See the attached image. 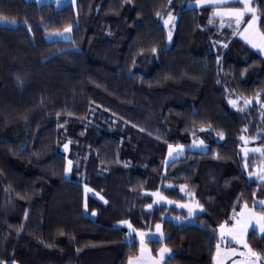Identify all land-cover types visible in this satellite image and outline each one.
<instances>
[{
    "label": "trees",
    "instance_id": "trees-1",
    "mask_svg": "<svg viewBox=\"0 0 264 264\" xmlns=\"http://www.w3.org/2000/svg\"><path fill=\"white\" fill-rule=\"evenodd\" d=\"M190 1L0 0V18L26 23L0 26V260L128 264L140 242L118 223L130 221L162 225L165 237L147 243L154 255L171 250L163 264H215L220 225L264 199V183L249 176L261 157L241 151L245 132H264V57L236 29L209 24L212 5ZM253 5L264 32V0ZM168 9L179 14L170 45ZM69 25L71 40H46ZM232 95L260 103L240 113ZM199 134L206 149L165 166L169 145ZM182 185L203 206L195 222H175L189 216L175 206L148 209L156 191L186 201ZM247 239L264 254L258 231Z\"/></svg>",
    "mask_w": 264,
    "mask_h": 264
},
{
    "label": "snow or ice",
    "instance_id": "snow-or-ice-1",
    "mask_svg": "<svg viewBox=\"0 0 264 264\" xmlns=\"http://www.w3.org/2000/svg\"><path fill=\"white\" fill-rule=\"evenodd\" d=\"M59 2V0H57ZM169 3H171V0H169ZM210 4L214 7L215 11L213 12L212 17L209 18V24H212L214 22L215 17L220 18L221 26L224 25V18L228 17V27H233V22L236 28V31H234V35L241 36L244 40H246L249 44L252 45L254 48H259L261 50H264V32L259 30L258 27V20L260 19L257 15L258 9L256 7L252 6V0H197V4ZM229 3H239L242 6L241 7H225V5ZM73 4H75V0H73ZM157 16H160V13H156ZM250 15V19L245 20V17ZM2 20V18H0ZM175 20V17L172 15L171 12L168 13L167 19L163 21L165 27H169V25H173V21ZM243 25V31H240L241 26ZM29 30H31L29 28ZM71 26L69 25L63 30V33L70 32ZM63 33L57 32L58 35H63ZM168 39L171 41L172 39V31L171 29L168 32ZM227 47V45H224ZM152 51L155 53L156 48H153ZM219 59V58H218ZM239 99V98H238ZM238 99L233 100L229 99L228 103L231 104L234 108L238 107ZM245 105H248L251 103L250 100H244L243 102ZM242 110V109H241ZM201 131H204V128L200 129ZM221 138H223V134H219ZM242 140H244L245 144L248 143V141L245 139V137H241ZM194 144L196 141L193 142ZM200 146H204V141H199ZM169 148V155L171 156L174 151L176 150H183V145H178L174 149L172 145L168 146ZM65 151L68 149V144L64 145ZM244 155L247 157L248 155V149L244 148ZM253 151H259L262 155H264V149H254ZM72 167V161H68V167L65 169L66 172L70 171ZM245 168L248 167L247 162H245L244 165ZM249 175L251 176L252 173L250 172ZM258 179L261 181H264V168L259 169L258 172ZM185 186H181V190L184 189ZM92 191V189H89L87 185H85V193ZM154 196H157L159 199H167V197H164L160 195L159 193H153ZM189 195H192L189 193ZM255 195V193L253 194ZM103 199V197H101ZM107 203V201H105ZM169 203H172V201H169ZM180 207H186L188 208L189 215L193 214V207L191 205L182 204L179 205ZM197 207L202 208V205L197 204ZM259 206L262 211L256 212L255 207ZM147 207L151 208L152 205H147ZM85 208H87V203L85 202ZM93 215H95V212H93ZM232 219L235 221L231 226H229L227 223L220 225V239L221 242L228 241V242H235L237 245L242 246L243 250L238 251L237 248L228 249L225 252V255L231 254L233 256L241 257L242 259H238L236 261H233V264H264V254L254 250L251 246V244L248 242V239L246 238L249 233V229H253L254 231H258L261 234V239H264V200L254 201L253 208H249L247 201L244 202L243 207L241 208L239 214H236L234 209V215ZM121 223H128L127 221H121ZM129 228H131V224L128 225ZM160 225L157 224L156 229L157 232H160ZM140 236V243H141V253L145 251L144 246V238L145 233L140 232L138 233ZM161 238H163V234L161 233ZM230 238V239H229ZM217 253L220 254V245L217 244ZM171 250L167 246H163L159 250V260H155L152 262V264H161V262L164 259V256L166 253L170 252ZM0 264H16L15 261H3L0 260ZM129 264H140L139 258L137 260H133L132 258H129ZM216 264H223V258L217 259Z\"/></svg>",
    "mask_w": 264,
    "mask_h": 264
},
{
    "label": "rangeland",
    "instance_id": "rangeland-1",
    "mask_svg": "<svg viewBox=\"0 0 264 264\" xmlns=\"http://www.w3.org/2000/svg\"><path fill=\"white\" fill-rule=\"evenodd\" d=\"M28 1H34V2H37L38 4L54 3L57 7H63L65 5L72 4V5H74L76 7L78 0H75V4H73V0H59V2H57V0H28ZM254 1L255 0H252V6L253 7H254V5H253V2ZM208 5H210V4H207V3L206 4H197V0H192V1L188 2V4L186 6H189V7H192V6L200 7V6H208ZM225 7H228V6H225ZM169 12H171L172 15L175 17V20L173 21L174 27L172 25H169V27H166L167 32H169L170 29L172 31V39H171V41L168 39V44L170 45L172 43V41H173V35H174V32H175V28H176V24H177V21H178L179 14L176 13L173 9H168L167 10V13L162 17V22L165 19H167V16H168V13ZM257 15H258V12H257ZM250 18H251L250 15H248V16L245 17V20L250 19ZM228 22H229V18L228 17H225L224 18V25L221 26L220 18L219 17H215L214 18V22L212 23V25L213 26H217L220 29H223L224 27H228ZM20 24H26V23H22V22H19V21H16V20H10V19H6V18H2V20H0V26L17 27ZM257 24H258V27H259L260 19L258 20ZM230 28L236 29L235 28V25H234V22H233V27H230ZM71 29H72V27H71ZM63 30L50 31V32H48L45 35L46 40L47 41H53V40H71L72 39V36H73L72 30L70 32H67V33H63ZM259 30H260V27H259ZM240 31H243V25L241 26ZM57 32L63 33V35H58ZM233 33H234V31H233ZM237 36L240 39L244 40L241 36H239V35H237ZM250 47H252V45ZM255 49L261 50L259 48H255ZM261 51H264V50H261ZM230 99H233V100H237L238 99V107H235V108L233 106L232 107L235 110L239 111L240 113H246V112H248V110L250 109V106L254 102H257V103L259 102L260 103L259 99L244 98V97H241L239 95H232V96H230ZM244 100H250L251 103L248 104V105H245L243 103ZM243 137H245V139L248 141V143L245 144L244 140H242V144L243 145H242L241 151H242L243 155H244V151H243L244 148H247L248 149V155H247V157L249 155H251V154H254V155H257V156L261 157L260 158V161L255 162V164H254V170H253L252 175L251 176L249 175L250 177H257L258 178L259 169L264 168V155H262L261 152H259V151H253V150L254 149H264V143L261 142V139L264 137V132H259L254 137L250 136L249 134H247V132H245L244 135H243ZM200 140H203L204 141V146H200L199 145V141ZM194 141H196L195 144L193 143ZM194 141L189 146L183 145V150H176V151L173 152V154L171 156L169 155V149H168V155H167V158H166V160L164 162L165 166H168V164L172 160L176 159L177 157L182 156L187 149H201V150H204V149H206L208 147L207 139L203 135H200L199 134L198 136H196V138L194 139ZM67 144H68L67 151H65V149H62L64 152H66V156H67V166H66V168L68 167V161L69 160L72 161V165H73V160L71 159L70 152H69V143H67ZM172 146L175 149L176 146H178V145H172ZM244 157H245V155H244ZM246 170H248V167L246 168ZM66 177L67 178H72L73 177L72 167H71V170L70 171L66 172ZM75 177L78 178V179H81V177L79 175L78 176L74 175V178ZM259 181L262 182V183H264V181H261L260 179H259ZM170 186H172V184ZM88 188L91 189L90 187H88ZM180 188H181V186H180ZM90 192H93V190L87 192L86 195H88ZM182 192L187 196V200L184 201V202H178L176 200H172V199L168 198L167 196H165L160 191L153 192V193H159L160 195H162L164 197H167V199L166 200L165 199H159L157 196H154L153 195L154 196V202L152 204V207L151 208L148 207V209L149 210L152 209L155 205L167 204L169 206H175V207H177L180 210H184V211H186L189 214L188 208H186V207H180L179 205H182V204L191 205L193 207V214L192 215H189L186 218L185 217H182V216H179V217L170 216V217L175 222H177V223H181V222H190V223H192V222H195L194 215L197 214V213H201L203 211V208H200V207H197L196 206L199 203L195 199L194 195L186 189V186L184 187V189L182 190ZM189 193H191L192 195H189ZM259 200H264V199H258L256 201H259ZM169 201H172V203H169ZM253 205L252 206L248 205V207L249 208H253ZM242 207H243V205L239 209L235 210L236 214H239V212H240V210H241ZM255 211L256 212H260V210H257L256 207H255ZM233 215H234V212L232 213L231 220L227 223L229 226H231L233 223H235V221L232 219ZM127 222L128 223H121V222H119L118 225L119 226H123V227H125L127 229L128 233L130 234L129 235V238H128L129 240H133V238L135 237L140 242V236L138 235V233H140V232L145 233V238H144L145 251L143 252V254L141 253V243H140V252H139L138 256L132 258L134 261L139 258V260L141 259V260H143V262H145L144 260L147 259V257H146L147 256V253L146 252H148V254L152 252V249L148 245L147 240L148 239H159V238H161V233L163 234V237H165V235H166L164 233V231H163L162 225L159 224L161 226L160 227V232H157V229L156 228H153L154 230H151V229H149V230H138V229H136L133 226V224L130 221H127ZM129 224H131V226H132L131 228H129V226H128ZM219 233H220V228H219L218 234ZM219 237H220V235H219ZM219 245H220L221 251H220V254L218 255L217 249H216V252H215V255H214V263L215 264H216L217 259H220V258H223V264H233V261H236L238 259H242L241 257L233 256L231 254L225 255V252L228 249L237 248L238 251L243 250L242 249V246L237 245L235 242H228V241L221 242V239H220V244ZM159 250H158V253L156 255L152 256L153 259L151 260V262L149 264H152L153 261L160 259ZM171 254H172L171 251L168 252V253H166L165 256H164L163 261L161 262V264H163V262L167 258V256H169ZM128 264H129V262H128Z\"/></svg>",
    "mask_w": 264,
    "mask_h": 264
},
{
    "label": "crops",
    "instance_id": "crops-1",
    "mask_svg": "<svg viewBox=\"0 0 264 264\" xmlns=\"http://www.w3.org/2000/svg\"><path fill=\"white\" fill-rule=\"evenodd\" d=\"M243 41L246 42V44H248L249 46H251V44H249L246 40H243ZM252 48H254V47H252ZM255 50L258 51L264 57V51H261L258 49H255ZM146 253H147V256H146L147 259L144 260L145 262H143V260L140 259L139 260L140 264H149L151 262V260L153 259L152 258V256H154L153 252H151L149 254H148V252H146Z\"/></svg>",
    "mask_w": 264,
    "mask_h": 264
}]
</instances>
